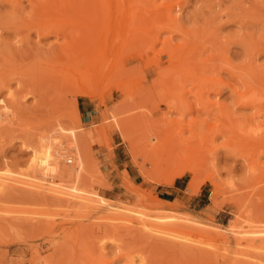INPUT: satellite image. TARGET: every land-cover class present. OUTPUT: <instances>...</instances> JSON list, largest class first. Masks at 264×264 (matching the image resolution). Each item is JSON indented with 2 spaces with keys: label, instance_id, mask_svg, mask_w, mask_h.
Masks as SVG:
<instances>
[{
  "label": "rangeland",
  "instance_id": "374dc122",
  "mask_svg": "<svg viewBox=\"0 0 264 264\" xmlns=\"http://www.w3.org/2000/svg\"><path fill=\"white\" fill-rule=\"evenodd\" d=\"M136 1L134 53L127 44L129 53L106 55L126 67L117 90L99 80L102 55H63L48 49L61 38L38 41L34 0H0V176L70 192L0 184V264H129V255L130 264H254L264 256V0ZM151 5L194 33L186 34L200 47L191 57H200V73L220 78V93L200 100L176 56L159 54L168 33L150 39ZM100 39V47L108 41ZM191 57L183 59L196 63ZM102 200L126 220L108 219ZM169 230L193 248L171 252L159 237Z\"/></svg>",
  "mask_w": 264,
  "mask_h": 264
},
{
  "label": "bare ground",
  "instance_id": "6f19581e",
  "mask_svg": "<svg viewBox=\"0 0 264 264\" xmlns=\"http://www.w3.org/2000/svg\"><path fill=\"white\" fill-rule=\"evenodd\" d=\"M33 0H29V2L31 3ZM136 1V0H135ZM153 1L155 0H152V2H149L150 4L153 3ZM167 1V0H165ZM137 4H138V0L136 1ZM135 2V3H136ZM140 2H142L140 0ZM139 2V3H140ZM146 2V1H145ZM170 2V1H169ZM34 3L35 5H37L39 7V13H40V16L42 17L41 20L38 21H35L34 24L32 25V28L33 30H35V33H36V36L38 38V41L41 39V38H45L47 36H54L55 37V42H59V39L61 38L62 39V42L59 43V44H55V43H50L49 44V50H56L57 52H59L60 54H63V55H102V60L106 61L108 63V59L110 57H108L109 55H122V51H124V47L128 44L132 45L131 48L129 49H132L131 52L133 51L134 53V47H133V42L134 41V35L132 34V27H134V15H136L134 12V0H34ZM162 3H165L163 2L162 0ZM162 3L159 2V4L161 5V7H163ZM143 4V3H141ZM155 4V2L153 3V5ZM167 4V3H166ZM165 4V5H166ZM139 5V4H138ZM152 6V5H151ZM150 6V7H151ZM157 6V5H156ZM156 6H152V7H156ZM170 6L172 5H169L167 4L166 5V11H168L170 9L171 11V8ZM159 6H157L156 9H154L152 12L149 13V16H147L145 19L148 20V18L150 19L151 21V25H149V28L148 31H147V34L149 33L150 31V34H148L150 36V39L153 40V43H155L156 41L158 42V39L160 38V35L163 33V32H167L168 35L165 36L166 38L164 40H162V47L161 49L159 50V54H164V55H175L176 58H170V59H174L176 60L175 62V68L176 70L179 72H182L183 73H187V75H190V77H192L193 79V82L196 84L195 87H196V90L198 93V97L200 98L201 100V97L203 98L205 96V92L207 91V93L209 92L208 90H217L219 93H220V88H219V85L221 83V80L220 78L216 79L215 76L216 74L215 71H214V76L213 77H210L209 75L205 76L203 74V72L201 71L200 73V70L198 69L199 65V59L200 57L198 56V63L196 62V59H194V57L191 55H196V49L199 47V43L198 41L192 39V38H189L188 36H192L193 34L189 35L188 33V30H185L182 28V24L180 25L177 18L175 17H172L171 14H170V11L169 12H165L164 8H162L164 10L165 13H163V10L162 9H159L158 8ZM143 8V7H142ZM136 9V8H135ZM138 10V9H137ZM162 10V11H161ZM136 11V10H135ZM140 11V9L138 10ZM141 15V14H140ZM142 16V15H141ZM139 17V16H138ZM139 19H143V18H139ZM141 21V20H140ZM144 21V19H143ZM138 22V21H137ZM182 22V21H180ZM54 23H57V24H54ZM138 24V23H137ZM136 26V24H135ZM199 28V27H198ZM193 30V29H192ZM139 32V31H138ZM141 32V31H140ZM139 32V33H140ZM192 32H196L195 30L192 31ZM142 34V32H141ZM146 34V33H145ZM146 34V35H147ZM188 34V36L186 35ZM196 34V33H195ZM198 34V33H197ZM202 34V33H201ZM173 35H180V37H182V40L181 42L177 43L176 45L173 44L175 42H173L172 40V36ZM107 37L108 41L104 42L101 47H100V37ZM137 36V35H136ZM147 36V37H149ZM186 36V37H184ZM188 37V38H187ZM193 37V36H192ZM104 39V38H103ZM102 39V41H103ZM106 39V38H105ZM104 39V40H105ZM149 39V40H150ZM198 39V38H197ZM110 40V41H109ZM142 40V39H141ZM142 42V41H141ZM140 42V43H141ZM143 42H146V41H143ZM202 42V41H200ZM137 43V42H136ZM198 43V45H197ZM99 44V50L96 49L97 45ZM145 44V43H144ZM148 43H146L147 45ZM209 44V43H208ZM129 45V46H130ZM107 46H108V50H106L104 52L105 49H107ZM144 46V45H143ZM127 47V46H126ZM138 47V46H137ZM146 47V46H145ZM151 47V46H150ZM153 47V46H152ZM217 47V46H216ZM144 48V47H143ZM200 48V47H199ZM141 49V48H140ZM148 49V48H147ZM154 49V48H153ZM127 48L125 49L124 52H126ZM150 50V49H149ZM200 50V49H199ZM110 52V54H107L106 52ZM130 50H128V52L126 53H129ZM122 52V53H121ZM151 52V51H150ZM153 52V51H152ZM157 52V51H156ZM125 53V54H126ZM140 53V52H138ZM213 53V51H212ZM124 54V55H125ZM158 54V53H157ZM201 54V52H200ZM108 55V56H106ZM183 55V57L181 56ZM184 55H190L191 59L192 60H195L196 63H194V61L190 62V63H187L183 58H184ZM216 55V54H215ZM120 57V56H119ZM174 57V56H173ZM108 58V59H107ZM214 58V57H213ZM91 59V57L89 58ZM120 59V58H119ZM190 59V58H189ZM211 60V58H208V59H202L203 61H207V60ZM83 60V59H82ZM88 60V59H86ZM89 63H90V60H88ZM104 61V62H105ZM110 61V59H109ZM201 61V60H200ZM202 61V62H203ZM114 62V61H113ZM201 62V63H202ZM210 62V61H209ZM218 62V61H217ZM85 63V62H84ZM87 63V62H86ZM97 63V61H96ZM99 63V62H98ZM97 63V64H98ZM117 63V62H116ZM128 63V62H127ZM88 64V63H87ZM100 64V63H99ZM197 64V66H196ZM212 64V63H211ZM102 65V64H101ZM100 65V66H101ZM207 65V63H206ZM210 65V64H209ZM222 65V64H221ZM82 66L84 67L85 64ZM95 67V65H93ZM104 66V67H102ZM100 68L101 69H105V65L103 64ZM124 66V65H123ZM226 66V65H225ZM230 66V64H229ZM88 67V66H87ZM90 67V66H89ZM88 67V68H89ZM92 67V65H91ZM90 67V70L94 67L91 68ZM201 67V66H200ZM199 67V68H200ZM206 67H209V66H206ZM222 67V66H221ZM231 67V66H230ZM233 67V66H232ZM87 68V69H88ZM126 68V67H125ZM122 66L118 65V64H114V63H108L107 64V70L106 72H102L104 73V77H102L101 79L99 78V80L106 84H110V83H113V86L114 85H117L116 86V89L117 90H120L121 88H123V84H122V77H124V74H126V71L124 73V69ZM173 68V69H175ZM205 69L204 66H202L200 69ZM212 68V67H211ZM85 70V74H87V70L86 68H83ZM166 69V68H164ZM202 69V70H203ZM82 70V71H84ZM167 70V69H166ZM212 70V69H211ZM223 70V69H222ZM230 70V69H229ZM89 71V70H88ZM98 71V70H97ZM104 71V70H102ZM168 71V70H167ZM204 71V70H203ZM209 71V70H208ZM91 72V71H90ZM94 72V71H93ZM101 72V71H100ZM100 72H97L100 73ZM164 72V71H163ZM169 72V71H168ZM206 72V71H205ZM89 73V72H88ZM90 74H93V73H90ZM89 75V74H88ZM103 75V74H102ZM55 76V75H54ZM90 76H93V75H90ZM161 76V75H160ZM164 76V75H163ZM126 77V76H125ZM125 77H124V80H125ZM88 78V76H87ZM167 78V77H166ZM85 79V76L83 78V80ZM128 79V78H126ZM88 80V79H87ZM95 80V79H94ZM123 80V82H125ZM99 81V83H100ZM127 81V80H126ZM98 82V81H97ZM96 82V83H97ZM128 82V81H127ZM105 84V85H106ZM127 85V84H125ZM124 85V88L127 87ZM98 86V85H97ZM95 85L94 88H92L91 92H89V94H96L97 90L99 89V87H97ZM194 86V85H193ZM227 87V86H226ZM230 87V86H228ZM97 88V89H96ZM223 88V87H222ZM231 88V87H230ZM106 89V87H105ZM115 89V88H114ZM83 90V89H82ZM125 90V89H124ZM235 90V89H234ZM81 91V90H80ZM99 91V90H98ZM83 92V94L86 92L81 91ZM96 92V93H95ZM101 94V93H100ZM177 96V95H176ZM199 100V99H198ZM140 102V101H139ZM176 102V101H175ZM141 103V102H140ZM177 103V102H176ZM127 104V103H126ZM131 104V103H130ZM124 105V103H123ZM143 105V104H142ZM181 105V104H180ZM121 106V105H120ZM129 106V105H128ZM131 106V105H130ZM134 106V104H133ZM180 107V106H179ZM221 107V106H220ZM128 108V107H127ZM130 108V107H129ZM132 110H134V107H131ZM130 108V109H131ZM223 109V108H222ZM221 109V110H222ZM225 109V108H224ZM227 109V108H226ZM131 110V111H132ZM121 111H123L121 109ZM125 111V110H124ZM129 111V110H128ZM128 111H125V113H129ZM223 111V110H222ZM221 112V111H220ZM225 113V111H223ZM117 113V112H116ZM121 115L123 114L122 112H120ZM219 113V112H218ZM114 114V113H113ZM118 114V113H117ZM132 114V113H131ZM138 114V113H137ZM136 115V114H135ZM132 116V115H131ZM222 118V117H220ZM128 121V120H127ZM129 122V121H128ZM118 124V123H117ZM116 124V125H117ZM129 124V123H128ZM120 125V124H119ZM130 125V124H129ZM121 127H123V125H120ZM120 126L117 125V129L119 131H122L121 129L125 128H121ZM125 126V124H124ZM128 126V125H127ZM203 126V125H202ZM119 127V128H118ZM200 128H202L200 126ZM222 130H224L223 128H221ZM105 130V129H104ZM221 130V131H222ZM94 131V130H93ZM107 131V130H106ZM124 132H126V130L123 129ZM199 131V130H198ZM202 129L200 130V133H201ZM226 131L227 133V129L224 130ZM95 132V131H94ZM128 132V131H127ZM204 132V130H203ZM223 133V132H222ZM225 133V134H226ZM206 134V133H205ZM86 135V134H85ZM129 135V134H128ZM197 135V134H195ZM199 135V134H198ZM204 135V134H203ZM131 136V135H130ZM226 136V135H225ZM201 137V136H200ZM123 138V136H122ZM203 138V136H202ZM128 139L127 136H126V133H125V136L123 138V140H126ZM208 139V138H207ZM260 139V138H259ZM258 139V140H259ZM264 139V138H262ZM130 140V138H129ZM258 140H256L255 143L259 142ZM210 141V140H209ZM261 141H264V140H261ZM251 145V144H250ZM208 146V145H206ZM186 171V170H185ZM185 171H182L181 173L185 172ZM1 174V173H0ZM3 174V173H2ZM99 174V173H98ZM180 174V173H178ZM4 175V174H3ZM1 175L0 176V184L3 186V189L6 187L7 188V184L6 182H10L12 180V182H10L11 184L14 182L15 184H21V185H25V186H30V187H34V190H37V192H40L41 190H45V191H48V193L50 192L51 195H62V196H68L70 195V192L66 191V188L65 189H61L60 186H54V187H44L42 186L40 183H34V182H27V181H21V180H15V179H12V178H8V179H5L7 178L6 176H3ZM158 176V175H157ZM5 177V178H3ZM17 177V176H16ZM160 178H163V177H160ZM159 178V179H160ZM164 180L167 182V183H171L172 182V176L170 175H164ZM22 179V178H21ZM99 179V178H98ZM102 179V178H101ZM211 179V178H210ZM158 181V179H156ZM33 181V180H32ZM160 181V180H159ZM165 182V183H166ZM9 183V184H10ZM164 183V182H163ZM14 184V185H15ZM13 185V184H12ZM11 185V186H12ZM13 185V186H14ZM2 186H1V189H2ZM53 186V185H51ZM15 187V186H14ZM17 187V186H16ZM37 188V189H36ZM69 190H71L69 188ZM44 193V192H43ZM49 193V194H50ZM40 195V193H38ZM45 197V196H44ZM52 197V196H51ZM55 197V196H54ZM81 197V196H80ZM99 198V197H98ZM69 200V199H68ZM95 201H97L95 199ZM94 201H92L93 203ZM100 202V201H98ZM103 203H98V206L100 205L102 207V209H104V213L105 211H108V219L110 220H114V221H124L126 220L124 217H126L125 213H122V208L118 207V205H114V204H111V203H105V200L103 201ZM76 203V202H75ZM115 203V202H114ZM117 203V202H116ZM95 204V203H94ZM97 204V203H96ZM93 205V204H92ZM92 205H89V206H92ZM94 206V205H93ZM99 206V207H100ZM120 206V205H119ZM134 207V206H133ZM92 208V207H91ZM96 208V207H95ZM125 208V207H124ZM97 209V208H96ZM124 210V209H123ZM135 210V209H134ZM103 211V210H102ZM119 212V213H118ZM107 213V212H106ZM147 214V213H146ZM156 215V214H155ZM104 216V215H103ZM129 216V215H128ZM158 216V214H157ZM163 216V215H162ZM105 217V219H106ZM171 217V216H170ZM2 218V217H1ZM128 218V217H127ZM124 219V220H123ZM140 223H141V220H139ZM144 222V221H142ZM104 223V222H103ZM183 223V222H182ZM185 223V222H184ZM159 224V223H158ZM181 224V223H180ZM142 225V224H141ZM144 225V224H143ZM165 226V224H163ZM172 225V224H170ZM178 224L176 223H173V226H175ZM182 225V224H181ZM127 226V225H126ZM153 226V225H152ZM169 227V225H166V227ZM180 226V225H179ZM155 227V226H154ZM160 227V226H159ZM115 228V227H113ZM126 228V227H125ZM138 228V227H136ZM153 228V227H152ZM171 228V227H170ZM180 228H182L180 230ZM156 229V228H155ZM174 229V227H173ZM176 229L182 231L184 230V224L180 227H176ZM98 230V229H97ZM160 230V229H159ZM163 230V229H161ZM166 230V229H165ZM172 230V229H171ZM171 230H169L171 232ZM176 230V231H178ZM186 230V229H185ZM184 230V231H185ZM117 231V229H116ZM153 231V230H151ZM155 231V230H154ZM168 231V232H169ZM159 232V231H158ZM162 232V231H161ZM167 231H163L161 235H159V237L161 236L160 239L164 240L168 245L166 246H170L171 248L169 249H172L170 250L171 252H177L175 253L176 255L177 254H180V252H184L185 249H186V244L183 243V241L186 240V238L184 237L185 235L184 234H181L183 233V231L180 233L178 232V234H174L173 231L171 233L173 234H168L166 233ZM186 232V231H185ZM184 232V233H185ZM248 233V232H247ZM158 234V233H157ZM182 236H181V235ZM189 235V234H188ZM158 237V236H157ZM190 245V244H189ZM188 245V246H189ZM187 246V248H188ZM252 246V245H251ZM192 247L191 245L189 246V248ZM259 247V246H257ZM261 247V250H262V255H264V245L260 246ZM259 247V248H260ZM186 249V250H189ZM193 248V247H192ZM167 249V250H169ZM197 249V247H196ZM191 250V249H190ZM196 251V250H195ZM193 249L191 250V252H195ZM202 251V250H201ZM190 252V251H189ZM203 252V251H202ZM169 253V252H168ZM186 253V252H185ZM200 254H207L206 253H201L200 251L198 252ZM212 253V252H211ZM239 253V252H238ZM171 254V253H170ZM209 254V252H208ZM256 254V253H254ZM128 254H126L127 256ZM259 255V254H258ZM124 256V255H123ZM130 256V255H129ZM126 257V263H129L130 264V261L132 262L131 260V257ZM173 256V255H172ZM186 256V255H185ZM191 256V255H190ZM252 256V255H251ZM255 256V255H254ZM197 257V256H196ZM255 257H258V256H255ZM204 258V257H203ZM262 258H264V256H262ZM260 257V260L259 259H256V263L254 264H264V259H262ZM262 259V260H261ZM42 261V260H41ZM133 263V262H132ZM111 264V263H109Z\"/></svg>",
  "mask_w": 264,
  "mask_h": 264
},
{
  "label": "built area",
  "instance_id": "2783aa9c",
  "mask_svg": "<svg viewBox=\"0 0 264 264\" xmlns=\"http://www.w3.org/2000/svg\"><path fill=\"white\" fill-rule=\"evenodd\" d=\"M70 161L68 160V163H69Z\"/></svg>",
  "mask_w": 264,
  "mask_h": 264
}]
</instances>
